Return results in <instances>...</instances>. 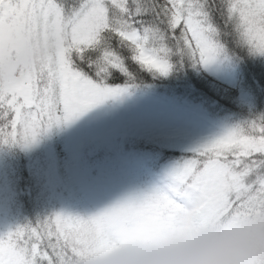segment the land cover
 Segmentation results:
<instances>
[{
  "label": "snow or ice",
  "instance_id": "1",
  "mask_svg": "<svg viewBox=\"0 0 264 264\" xmlns=\"http://www.w3.org/2000/svg\"><path fill=\"white\" fill-rule=\"evenodd\" d=\"M236 51L264 58V0H0V145L32 148L134 87L137 72L166 77ZM113 70L124 86L109 83ZM259 216L264 113L192 149L160 184L92 214L56 211L0 233V264H86L107 246Z\"/></svg>",
  "mask_w": 264,
  "mask_h": 264
},
{
  "label": "rangeland",
  "instance_id": "2",
  "mask_svg": "<svg viewBox=\"0 0 264 264\" xmlns=\"http://www.w3.org/2000/svg\"><path fill=\"white\" fill-rule=\"evenodd\" d=\"M238 117L215 111L197 93L127 88L70 124L52 128L34 145L37 151L27 167L43 185L54 212L88 215L160 184L178 162L165 154L191 153L250 120ZM4 146L0 154L10 155L14 146ZM5 165L0 155V173ZM124 246H107L94 256L107 258Z\"/></svg>",
  "mask_w": 264,
  "mask_h": 264
},
{
  "label": "trees",
  "instance_id": "3",
  "mask_svg": "<svg viewBox=\"0 0 264 264\" xmlns=\"http://www.w3.org/2000/svg\"><path fill=\"white\" fill-rule=\"evenodd\" d=\"M221 39L226 47L233 49L228 36ZM178 61V57L173 58L174 63ZM136 77L135 86L128 87L133 92L153 89L175 92L176 95L197 93L215 111L221 109L239 116V119L251 120L264 113V58L249 57L240 51L235 55L230 53L228 58L222 55L207 67H193L185 62L183 67L176 68L166 77L139 72ZM127 79L124 74L113 70L109 83L124 86ZM36 151L35 146L28 150L14 146L10 155L0 154L6 163L0 173V233L54 212L43 185L27 167ZM189 155L191 153L171 152L165 154V158L180 161Z\"/></svg>",
  "mask_w": 264,
  "mask_h": 264
},
{
  "label": "clouds",
  "instance_id": "4",
  "mask_svg": "<svg viewBox=\"0 0 264 264\" xmlns=\"http://www.w3.org/2000/svg\"><path fill=\"white\" fill-rule=\"evenodd\" d=\"M42 56L35 49L32 58ZM86 264H264V216L223 218L173 235L128 244Z\"/></svg>",
  "mask_w": 264,
  "mask_h": 264
}]
</instances>
